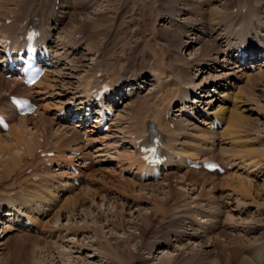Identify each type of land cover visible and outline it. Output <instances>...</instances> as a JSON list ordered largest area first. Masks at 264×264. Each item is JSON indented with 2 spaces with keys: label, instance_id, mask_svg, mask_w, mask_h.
<instances>
[{
  "label": "rangeland",
  "instance_id": "374dc122",
  "mask_svg": "<svg viewBox=\"0 0 264 264\" xmlns=\"http://www.w3.org/2000/svg\"><path fill=\"white\" fill-rule=\"evenodd\" d=\"M19 1L20 0H0V3H6L5 5H3L5 7H0V25L5 24L7 26L9 25V27H17L18 25L16 24V22H13L15 18H13L14 15L11 16L12 14H15L16 11V13L18 14L29 8L34 10L35 7H38L37 3L33 0L31 3L30 1H28L24 6H20L21 8L19 7L18 10V4L16 5L17 7L15 6V4L16 2L19 3ZM53 1L54 0H51V9H54L55 11H65V14L63 13L65 20H67V11H71L70 6H75V8H78L79 10H85V12L87 13H78L77 11L70 12L68 21L64 24V26L63 24H61L58 28L52 30V42L48 43V45L53 50L52 54L58 51L56 54L59 57H54L55 63L53 61V64L49 66L48 69H50V72L48 71V76L42 79L40 84L37 83L38 86H34L33 90L27 89L20 82V88H15L14 82L10 80V83H7L5 88L0 91V93H3L2 97L0 96V110L6 113V116L9 120H12L13 124L15 123L16 126L19 125V127H25V132L27 130V135L25 136L26 140L31 138L28 140V142L32 143L35 147L34 149H32L33 151L30 152V156L25 155V157L23 158L26 160H23L22 163L27 161L26 165L24 166H31L23 171L21 177L17 180V177L20 174L17 173L15 175L13 172L8 175V179H1L0 182L4 185H8L9 181L13 183L15 179L17 180V183L19 181L26 182L25 179H28V181L30 182V173H37V175L35 176L36 179L35 181H33L34 184L31 182L29 183L28 181L27 183H20V185H22V187L24 188L21 191H18V189L15 188L17 184L15 182L16 184L12 188L10 187L11 189L9 190V192L11 193L9 196L4 195L7 192L5 193L2 190V186H0V201H4V203L0 202L2 204H0V210L4 211L5 209L9 208V205L14 204V206L16 207V213L14 216L15 220L22 219L24 216L21 213L28 212V208L25 207L24 204H26V202L28 201L31 192L33 193L35 191V185H38V189H45L48 186L50 187L52 185L50 188L54 189L56 187V189H54L55 199L53 200V198H51L54 202L51 205V209L46 215H40L39 213H34L32 215L33 217L36 216L38 219H41L44 224L46 223L47 225L52 227V230L54 229V232L51 234L49 232L43 231L42 227L37 224L34 225V222L32 221L31 224L33 223V230H31L30 228V230L20 231L21 228H19V224L17 221L16 224H13L8 220L10 217L3 216L0 212V220H3V222H0V264H5V262L6 264H11L7 258L14 249L11 240L21 232L27 233L31 236L35 235L40 239L39 245L37 246L33 243L34 238H32L28 242V244H30L31 246L30 250L27 251V254L30 257L28 258L31 261V263L29 262L28 264H110V253L106 252L105 249L102 250L101 248H99V244L98 246L94 244L95 241L97 239L103 241L105 238L109 239L111 236H117L127 239V236L131 233L135 236L133 237V239H127L126 241L122 242L120 240L110 238V242L113 243L114 247L117 250L121 249L122 246L131 248L132 250H136V248H138L140 254H142L143 256V259L138 262V264H159V260L164 256H171L173 258L170 260V264H244L242 262V258H245L253 253L252 249L250 248L259 246L261 247L262 245L264 246V211L262 210L264 208V76H256L257 73H264L262 68H260L263 66L258 67L257 64H259L260 62H256V68L251 70L252 72H254L258 68L259 70H257L255 74L248 73L246 77L242 74L237 73L236 68L229 69L228 67L231 66V63L234 62V60L229 57L231 56L230 52L233 53V51L229 47L230 51L229 54H227V50L225 49L226 45L223 43L218 48L217 46H215L214 50L211 52L212 57H215V60L212 62V64L205 60L206 64L204 66L201 64L195 65L194 69L190 70L189 76H187L188 78H185V82H178L177 80H171L169 82L168 77L165 78V80L163 79V81H166L165 83L162 82L163 85L173 83L175 85L174 89H183V91L178 90L179 96L172 95L173 98H171L169 110L170 113L172 112L173 114H177L171 115L170 118H167L165 120V122L171 121L172 124L178 122L180 124H186L187 127H185V130L182 129L184 131H182L180 128H175L177 130L174 129V131H179L178 133L180 135H175L176 132L174 134V131L172 132L173 134L167 131V129L169 128L167 125H163L164 128H162V125L161 127L158 125V130L162 132L166 138H168L169 135H175L176 138L178 136L176 140L171 141V143H174L177 148L192 143L191 145H193L195 149L198 147L197 150H200L199 152L200 154H203H201L202 156L206 154V157H211L219 160L225 167L226 171L224 173L205 175V173L201 169H195L197 170L196 172L195 170L189 172L187 171L189 168L184 167L183 165H180L178 169L169 166L165 171L166 174L169 173L168 175H166L167 177L162 174L160 175V177L153 180L154 182L148 181L147 179L137 181L135 179V176L133 175V170L131 172H128L125 164L120 161L122 157L120 158L117 154H121L123 152L127 154H133L134 152L131 145L124 140V131L130 128V122L134 121V115H132L134 113V109L132 110L131 108L134 107V102L138 101L134 97L135 95L126 96V93V95L124 94V97L120 98L118 101H116V103H106V106L107 104L108 106L109 104L111 106V115L106 122L110 126L109 128L107 127L104 130L100 128L99 131L93 133L88 132L89 134H91L89 135L90 138H92L90 140L89 137H86L85 135L81 137L80 134L82 132H85L86 128L91 127L90 125L91 123H93L92 119L95 116V105L90 106L92 109L88 111L89 113H91L90 120L89 122H87V124H84L85 126L83 127L73 125L74 122H76L75 119L77 117L69 119L65 118L61 121V115L64 110L68 112L69 108L70 110H74L75 107L79 105L78 101L82 98L84 99L85 96H78V94L80 93L81 95H85L88 93L87 90L92 87L90 86V84L92 85L95 80V73L97 69L95 67H101L103 69L105 68V72H109V70L115 69L114 65H116L117 68L121 66V68L119 69H123L128 75L146 72L144 74L147 75L146 80L148 81V84L142 83L144 87L140 88L139 99H150L152 97L151 93L153 95H161V91L159 92L157 91V89L158 87L162 86V84L160 86L158 85L157 87V81L152 80V71H149V69H147L149 67L148 63H151V56L148 50L150 49L151 53L153 51L158 53L157 57H154L153 54L152 57L154 58V60H156V62H160V66H162L163 62L168 64L171 63L172 58L170 56V53L174 51L171 47L175 43H178V45L180 44L179 51L182 57H185L187 60L189 59L188 61L193 59L192 57H195V55L198 54L199 48L204 42L208 41V43L210 44L209 39H211L210 37L212 36L208 37L207 34L199 32V30L197 29L210 25L211 22H216L217 19L211 21L210 18L207 17V15L200 17L198 13L202 12V9L209 12V10L213 6H208L207 3L209 4L211 3V1L202 0V2H199V0H195V2H192V0H188L187 5L181 4L180 0H178V2L173 1L171 3L173 5V9H176L179 6L184 7L185 9H189V12L185 10H180L179 14L175 12L173 17L174 21H176L177 16L181 15V17H178L179 20L175 22L174 27L173 19H170L172 17H162L161 20L159 19V17H157L156 20L154 22L152 21L151 25L149 26V31L143 30V28L141 27V19L135 14L133 17L131 15L129 17H126L125 19L123 17L114 20L113 15L115 14L116 6L118 5L117 0L111 4H106V2L97 0L94 2L96 3L95 6L94 3L90 5L93 6V8L90 9V12L88 9L89 4L86 0H72L70 2V6L68 5L69 7L65 6V1ZM53 3L55 6H52ZM82 3L84 4V6H81ZM214 3L215 5L218 4L220 9V3H223V1L217 0V2ZM61 4H64L62 8L60 7ZM131 5H133V3H131ZM31 9L28 10L29 13L33 11ZM234 9L232 8V10ZM261 9V12L264 13V7ZM11 10L14 13H9ZM184 11L190 13V16L185 19L187 21H190V24H188V26L186 25V27L195 25L196 27L195 29H193L194 27L188 29V35H190V33H193L191 34L192 36H189V38L182 37V39L185 40L186 43H188L190 40L195 39H193V37H196L197 35L200 37V40H198L197 37V42H190V45H187V47L181 46L183 40H180V43L179 40H177V38L182 35L181 31H179V28L183 29L180 27L182 24L180 26H177V24L182 23V15L184 14ZM58 13L60 14L62 12ZM40 14H38L37 17L38 24L41 26V21L43 22V20ZM4 16L9 17L6 20H3ZM165 18H168V21L170 23L167 22ZM70 19H74L75 22H71ZM122 20L123 23L121 24V26L116 27L120 30V36H127L126 39L128 40L131 37H136L137 40L139 39L140 44L143 45L141 48L136 45L137 43H134V40H132V42H123L120 46L113 50L112 47H108L106 45L108 29L113 26L115 27L116 24L121 22ZM80 23H82L83 25ZM51 26L57 27L58 24L55 25V23H52ZM124 26L126 27L125 29ZM81 27L84 29L83 32L86 34V36H88L90 40L84 38L82 39L84 41L83 43L82 40H80V42L78 41L79 43L77 42L76 45L73 44L74 47L72 49L70 46L71 42L68 40V37L73 35L72 31L74 29H81ZM252 27L253 26H250L249 28ZM10 28L6 30L10 32ZM99 28L100 32L97 31V29ZM249 28H247L246 30H248ZM157 30H160V36L157 35ZM166 31H171V33L168 34L170 35V37L165 36ZM252 31V35L264 33V30H261L256 26L252 28ZM252 31H250V33ZM0 33H2V29H0ZM230 33L231 36L240 34L236 28H234ZM242 33L245 34L244 30H242ZM261 37L262 39H264V36ZM160 38H162V41ZM95 40L98 46L93 47V43H95ZM232 41L234 40L232 39ZM59 45L64 46L63 48H59ZM158 45L159 48L155 49L154 46L158 47ZM75 47L78 48L75 49ZM85 47H87V50L85 49ZM60 49H62L63 52H61ZM140 49L145 50L146 52H148V54H144L143 56L142 54H140L142 53ZM223 49L226 50L224 54H222ZM127 50L129 51L126 52ZM87 51H89L90 53H87ZM179 51L177 52L179 53ZM143 57L146 60L143 59ZM186 59H184L183 61H185ZM192 61L198 63L197 60ZM179 62L182 63L180 60ZM194 62H192V64ZM79 63L83 64V66L78 67V70L75 71L73 66ZM106 67L109 70H107ZM0 76L1 78H4V76H2L1 74ZM102 77H104V81L107 80V78H105V74L101 75L99 78H97L96 84L101 80ZM4 79L9 80V78ZM90 79H92V81ZM227 79L231 81V83L227 82ZM246 81L250 82V84L252 83L250 85L251 87L249 86L248 89H245V87L248 86L246 84ZM186 82H188V84ZM179 85H181L182 87ZM184 85L188 87H184ZM132 86L133 81L129 84L124 85V92H128L130 90V87ZM187 88L188 94H186L185 92V89ZM214 89L216 90V92L213 91ZM243 92L246 95H244ZM5 93L25 94L32 96L34 100L38 102L39 109L37 110L36 115H30V119L24 121H22L18 117H15L10 109L7 95H5ZM206 94L208 96H206ZM164 96H166V98L165 100H162L164 101L163 105L165 104L167 99H170V94H164ZM193 96H195L196 99L199 100V102H193ZM133 98L135 99L133 100ZM159 100L160 101H158L157 97L150 99V105L154 107L152 104L154 102L156 107H160L159 105L161 104V98ZM157 102H159L160 104L158 103L157 105ZM163 105H161L162 108ZM217 105L223 107L221 111L224 112V114H230L229 111H231L242 115V118L239 119V121H242L238 122V124L234 125V127L236 129L241 124L239 129H242L243 131H240L238 133L236 131H238L239 129H236L234 131L233 127L231 130L234 131L233 134L235 133L237 136L236 137L234 134V139L231 138L230 133H228V137V134L226 132H223V127L226 126L225 122L224 124H221L217 129H211V127H209V117L214 115L211 114V112L214 111V108H216ZM174 108L178 110L175 111L173 110ZM152 112L153 110L147 111L143 113L145 115L142 116L146 121L149 119L151 120V122H154V124H156L157 121L153 119ZM112 119L116 120V122L114 121V123ZM24 124L27 126H25ZM174 125L175 124H173L172 127ZM195 128L197 130H195ZM198 130H201L202 132ZM209 131L218 132L209 134ZM69 135L71 137L73 136V138L75 139L70 141L68 139ZM107 135H110L109 138ZM11 136L12 134L10 132L4 131V133L1 135V139H4L5 141H8L10 143V140H12ZM103 136L104 139H102ZM203 137L206 139H204ZM213 139V142H208ZM88 141L90 143H88ZM110 143H112L113 146ZM195 143L197 146L195 145ZM199 143L200 145L198 146ZM98 145L100 146L99 149L97 147ZM14 146L15 148H13V150H11L9 154L10 158H13L14 155L21 156L24 147H26V145L23 144H18L17 146L15 144ZM62 147L64 148L62 149ZM67 147L68 149L70 147H81L82 149H80V153L76 155V157H81L78 158V162L83 159L82 157L87 159L81 162L83 166H78L79 173H74L78 174L77 177L79 178V184L74 185L70 182L68 183L69 185L66 184L61 186V181L59 179L60 176L58 175H60V173L63 171H67V168L65 166L67 162L66 158L62 156L59 160L55 161L56 163H53V160L45 163V157H40L38 150L40 148L53 150L56 149V152L54 153L63 155V153L68 150ZM205 147H207V149ZM104 150L106 152L108 151V154H106ZM114 155L117 156V158L114 157ZM3 156L0 154L1 163L3 162V159L8 157V154L5 152ZM10 158L6 159L10 160ZM17 160L18 158H16L14 162H16ZM232 160H234L233 166H231V162H229ZM251 160L258 161L257 165L252 166L251 168L245 166V164H249ZM227 162L229 163L227 164ZM121 163L122 165H120ZM123 165L125 167H123ZM117 166L121 167L119 168ZM101 169L103 170L101 171ZM104 173L106 174L105 176L102 175ZM178 176H183L187 178V180L184 183L178 182L180 181ZM125 178L130 180L133 179L132 181H134L135 179V183L143 186L141 188L139 186L129 187L126 185L128 184L127 181H120L124 180ZM103 180L105 182L107 180L108 183H106L109 185L119 187L108 189L112 193L110 192L107 194L104 191L99 190L94 197L88 200H86V198V202L85 200H80V206L76 207L73 212L65 211L58 214L54 210L55 207L58 208V205L69 198L71 195H74L75 193H82L86 190L88 191L90 189H95L98 183L100 184V182ZM146 182H153L155 183V185L148 187L144 186L143 183ZM9 185H11V183H9ZM179 191L182 193H178ZM130 193H144L149 198L145 199V202L138 203L134 201V198L131 197L132 195ZM152 193H154V197L157 199H165V197L168 198V196H172L168 200V205H171L169 210H171V212L175 213L177 216H179L178 214H180V211L182 209L190 208L191 210L189 212V216H192L195 221L199 222L198 225L195 224L194 226H192V230L196 228L195 231L196 233H198V236H184V240L175 241L173 240L176 239L174 235L177 234H175V232H165L167 230L165 228L167 224L162 225L163 227L159 226V228L164 231L159 230V228L156 229L149 226L146 230L145 238L150 237L151 241L162 240L160 239V237L165 238L164 241H161L164 246L157 249L154 253V243L151 242L150 245L143 247L145 238L140 237V233L139 230L136 229V225H129L128 227H126V229L115 230L112 229L111 225H105L107 223V219H114V217L110 216V214L115 209L119 210L120 212H124L123 217L125 219H130L133 221L136 220L134 216H136L137 214L150 212L153 209V202L150 199ZM169 193L171 194L169 195ZM35 201L28 203V206L33 209V212H36L38 208L37 206L39 204H44L40 200ZM79 202H77V205ZM47 208L49 209V207ZM139 208H141V210L137 211V209ZM184 220L185 219L182 220V224L184 223ZM225 222H227V225L224 226L225 229L223 231H219L220 227ZM100 225L105 226L102 229V232L100 231L99 236L96 237L94 235V232L95 230L100 229ZM249 225H256V229L250 230ZM154 226L158 225L154 224ZM65 227H70L72 229L73 227H83L80 228V230H86V232H78L76 233V235H74L68 233L67 230H61ZM59 228L60 231H58ZM192 230L190 232L194 233L195 231L193 232ZM203 230H210L207 236H205ZM156 234L158 236H156ZM207 237L209 238V240L207 239ZM81 243L84 244L85 247L80 246ZM33 244L35 246H33ZM92 244H94L92 250H86V245ZM201 244L202 246H198ZM119 245L121 248H118ZM238 245L242 246L239 251L237 250ZM41 247L44 248L40 249ZM192 248L195 249L191 251ZM201 249L203 250L202 252ZM34 251L36 255L33 253ZM93 251L97 253L101 251L102 253L96 254L95 257L93 256ZM253 258L254 260L251 262V264H264L263 253L257 256L253 255Z\"/></svg>",
  "mask_w": 264,
  "mask_h": 264
},
{
  "label": "bare ground",
  "instance_id": "6f19581e",
  "mask_svg": "<svg viewBox=\"0 0 264 264\" xmlns=\"http://www.w3.org/2000/svg\"><path fill=\"white\" fill-rule=\"evenodd\" d=\"M28 1H30V3L33 1V0H20L19 1V3H17L16 2V4H15V6L18 8V10H19V7L21 6H24ZM36 3H37V6L38 7H35L34 8V10L33 9H31V8H29V9H31V10H33L30 14H28L29 12H28V10L29 9H27V10H24V11H22L21 13H16L17 11L16 10H14V11H16L15 12V14H12L11 16H13L14 15V17L13 18H15L14 20H13V22L15 21L16 22V24L18 25L17 27H14L15 29H14V34H15V38H19L20 36H22L23 38H24V35H25V32L24 33H22V30H23V28H24V24L22 25V24H18L20 21L22 22V21H24V19H26L27 17H28V15H30V18H29V20H27L25 23H32V21H33V19H32V16L36 13V12H38V9H40V11H41V14H42V18H43V20L44 21H46V26H49V28H50V26L52 25V23H55V25L56 24H58V26L57 27H54V26H51V28H52V30L53 29H55V28H58L59 27V25H61V24H63V26H64V24L68 21V17H69V13L70 12H74V11H77L78 13H87V12H85V10L83 11V10H79L78 8H75V6H70V2L72 1V0H62V1H65L66 2V5L65 6H70V8H71V11H67V20H65L64 18V14H65V11H63V10H60V11H55L54 9L52 10L51 8V0H34ZM55 1V0H54ZM53 1V2H54ZM77 1V0H76ZM75 1V2H76ZM86 1H88V4H89V6H88V9H89V12L91 11L90 9H92L93 8V6H90L92 3H94L95 1H97V0H86ZM102 2H106V4H111V3H113V2H115L116 0H101ZM118 1V5L116 6V11H115V14L113 15V19L114 20H117V18H123L124 17V19L126 18V17H129V16H131L132 15V17L134 16V14L135 15H137L140 19H141V27L143 28V30H145V31H149V26L151 25V23H152V21L154 22L155 20H156V18L157 17H159V19L161 20V18L163 17H172V18H170V19H173V17H174V14H175V12L177 13V14H179L180 13V10H185V11H187V12H189V9H185L184 7H177L176 9H173V5L171 4L173 1H176V2H178V0H117ZM181 1V4H183V5H187L188 4V0H180ZM189 1H191V0H189ZM206 1H211V3H207V5L208 6H213L210 10H209V12H207V11H205L204 9H202V12H198L199 13V15H200V17H203V16H205V15H207V17H209L210 18V20L212 21V20H214V19H217L216 20V22H211L210 23V25H207V26H204V27H202V28H198L197 30H199V32H202V33H204V34H207L208 35V37H210V36H212V37H210L211 39H209V41H210V44L208 43V41L207 42H204L202 45H201V47L199 48V51H198V54H196L195 55V57H192L193 59H191L190 61H188L185 57H182L181 56V53H180V44L178 45V43H175L174 45H172V49L174 50L172 53H170V56H171V63H162V66H160V62L158 61V62H156V60H154V58L152 57V54L154 55V57H157L158 56V53L157 52H152L151 53V50L149 49L148 50V52H150L149 54H150V58H151V63L149 64L148 63V68L147 69H149V71H152V77H153V81H157V83H159L158 85L160 86L161 84H162V82H163V80L162 79H164L165 80V78H169V82L171 81V80H177L178 82H183V81H185L186 79V77L187 76H189V73H190V70L192 69H194V67H195V65H197V64H201V65H205L206 63H205V60H207V62H210V64H212V62L215 60V57H212V51L214 50V48H215V46H217V48L219 47V46H221L223 43L226 45L225 46V49L227 50H225V49H223V51H222V54H224V52L226 51V53L228 54V49H230L229 47H233V46H236V47H240V42H242V41H244V37H242V33H240V34H237V35H232L231 36V31L234 29V28H236L237 29V31H241L242 30V28H244V30L245 29H247V28H249L252 24H254L256 27H258V28H260L261 30H264V18H263V16H264V13H262L261 12V8H263L264 7V0H222L223 1V3H220V9H219V6H218V4H216L215 5V3L214 2H217V0H206ZM258 1V2H257ZM20 2H21V4H20ZM192 2H195V0H192ZM199 2H202V0H199ZM131 3H133V5H131ZM6 3H0V7H5V6H3V5H5ZM14 4V3H13ZM33 4V3H32ZM35 4V3H34ZM96 5V3H94V6ZM52 6H55L54 5V3H53V5ZM59 6V5H58ZM57 6V7H58ZM62 6H64V4H61L60 5V7L62 8ZM68 6V7H69ZM81 6H84V4L82 3V5ZM80 6V7H81ZM20 7V8H21ZM29 7V6H28ZM34 7V6H33ZM32 7V8H33ZM218 7V8H217ZM232 8H235V10H232ZM2 9V8H1ZM16 9V8H15ZM24 9V8H23ZM243 9H246V11H245V14H243L244 12H243ZM30 10V11H31ZM87 10V9H86ZM174 11V12H173ZM184 11V14L182 15V18H183V21H182V23H178L177 24V26H180L181 24V28H183V29H180L179 28V31H181V36H179L178 38H177V40H179V43H180V40H183L182 39V37L184 38V37H188L189 38V36H192L191 34H193V33H190V35H188V29L189 28H193V29H195V27H196V25L195 26H189V27H186V25L188 26V24H190V21H187V20H185L188 16H190V13H187V12H185ZM58 12H62V13H58ZM262 14H261V13ZM9 13H14V12H12V10L9 12ZM64 13V14H63ZM7 14V13H6ZM63 14V15H62ZM173 14V15H172ZM184 16V17H183ZM9 16H4V18H3V20H6L7 18H8ZM178 17H181V15H179V16H177L176 17V21H178L179 19H178ZM191 17H193V16H191ZM197 17H199V16H197ZM255 19V21H254V19ZM166 20H167V22H169L168 21V18H165ZM63 20H64V22H63ZM71 20V22H75L74 21V19H70ZM139 20V19H138ZM165 20V21H166ZM43 21V22H44ZM164 21V22H165ZM176 21H174V19H173V27L175 26V22ZM14 22V23H15ZM162 22V21H161ZM123 23V20L121 21V22H119V23H117L116 24V26L114 27H110L109 29H108V31H107V37H106V45L108 46V47H112V50L113 49H116L118 46H120L123 42H129V41H131L132 42V40H134V43H137L136 45H138L140 48L143 46V45H141L140 44V42H139V39L137 40V38L136 37H131V38H129V40L128 39H126L127 38V36H124V37H122V36H120V34H119V29H117L116 27H119V26H121V24ZM170 23V22H169ZM80 24H82V23H80ZM83 25V24H82ZM238 27H237V26ZM1 27H0V29H2V32H3V30H4V33L1 35V39H0V68L2 69V70H4V68H5V65H6V62H7V57L4 55V49H2V45H4V43L9 39V36H8V34H5L6 33V31L8 30V28H10L9 27V25L7 26V25H5V24H2V25H0ZM62 26V27H63ZM101 26V25H100ZM169 26V25H168ZM82 27H84V26H82ZM81 27V29H74L73 31H72V36H69L68 37V40L70 41V42H74V44H76L77 42H78V40H82V39H88V40H90L89 38H88V36H86V34L83 32V28ZM165 27V26H164ZM184 27H186V28H184ZM12 28V27H11ZM10 28V30H12ZM126 27L124 26V29H125ZM169 28H171V27H169ZM7 29V30H6ZM175 29V28H174ZM97 31H99L100 32V28L99 29H97ZM158 31V34L157 35H159L160 36V30H157ZM171 33V31H166L165 32V36H168V37H170V35H168V34H170ZM230 34V35H229ZM246 34V33H245ZM245 34H244V36H245ZM252 32L250 33H247L246 34V37L247 36H249V37H251V39H252ZM157 35H156V38H157ZM197 35V34H196ZM259 37L261 36V35H263L262 33H258L257 34ZM257 35L255 36V37H257ZM77 36H79V37H77ZM206 36V35H205ZM153 37H155V36H153ZM197 37H198V40H200V37L197 35L196 37H193V39L194 40H190L188 43H186L185 42V40H183V42L181 43L182 45L181 46H185V47H187V45L189 46L190 45V42H193V41H195V42H197ZM207 37V36H206ZM185 38V39H186ZM192 38V37H191ZM262 38V37H261ZM66 39V38H65ZM64 39V40H65ZM105 39V38H104ZM126 39V40H125ZM161 39V41H162V38H160ZM202 39V38H201ZM232 39L234 40V41H232ZM60 40V39H59ZM253 40L254 41H256V39L253 37ZM67 41V40H66ZM204 41V40H203ZM239 41V44L237 43ZM45 43V44H43V43ZM42 44L43 45H45L46 46V48H47V51H52V49L51 48H49V46H47L46 44H47V42H52V31H47V29H44L43 31H42ZM63 42V41H62ZM68 42V41H67ZM91 42V41H90ZM79 43V42H78ZM184 43H185V45H184ZM249 43H250V45H248V48L249 49H251V50H254V51H257L256 50V47H257V45H256V43H254V42H252V40L250 41L249 40ZM15 44H17L16 43V41H15ZM153 44H154V42H153ZM153 44H152V47H153ZM66 45V44H65ZM63 46L64 45H59V48H63ZM74 45H72L71 47H73ZM80 46V45H79ZM96 46H98V44H97V42H96V40H95V43H93V47H96ZM176 46V47H175ZM69 47V46H68ZM82 47V46H81ZM182 47V48H183ZM228 47V48H227ZM78 47H76L75 49H77ZM84 48V47H83ZM154 48L155 49H158L159 48V45H158V47H156V46H154ZM80 49V48H79ZM85 49L87 50V47H85ZM104 49V48H103ZM135 49V48H134ZM61 50V52H63L62 51V49H60ZM64 50H65V48H64ZM105 50H107V49H105ZM179 51V53L177 52V51ZM218 50V49H217ZM220 50V49H219ZM75 51V50H74ZM94 51V50H93ZM129 50H127L126 52H128ZM140 51L142 52V53H140V54H142L143 56H144V54L146 55V54H148V52H146L145 50H141L140 49ZM56 52V51H55ZM58 52V51H57ZM56 52V53H57ZM89 51H87V53H88ZM55 53V55H56V58H58L59 56L57 55ZM78 53H79V51H78ZM90 53V52H89ZM139 53H138V55H139ZM221 53V52H220ZM133 54V53H132ZM135 54H136V52H135ZM184 54V53H183ZM133 56V55H132ZM181 56V57H180ZM53 57H54V55H53ZM230 57V56H229ZM56 58H55V60H56ZM182 58V59H181ZM143 59H145L144 57H143ZM142 59V60H143ZM148 59V58H147ZM184 59H186L185 61H183ZM259 58H258V55L256 54L255 56H254V58H253V60H255V61H257ZM146 60V59H145ZM145 60H144V62H145ZM179 60L182 62V63H180L179 62ZM192 60H197L198 61V63L197 62H194V61H192ZM199 60H201V61H199ZM239 60H240V57H239ZM71 61H72V59H71ZM80 61V60H79ZM78 61V62H79ZM233 61V60H232ZM76 62V61H75ZM192 62H194L193 64H192ZM200 62H202V63H200ZM54 63H55V61H54ZM94 63V62H93ZM143 63V62H142ZM246 62H244V64H245ZM261 66H263V67H260V68H262V70L264 71V60L263 61H261ZM232 65L231 66H229L228 68L229 69H233V68H236L237 70V73H239V74H242V75H244L245 77L248 75V73H254L255 74V72L257 71V70H259V68L258 69H256L254 72H252V70H249V69H247L245 66H241L240 64H238L237 62H233V63H231ZM258 65V64H257ZM81 66H83V64H81V63H79V64H76L75 66H73V68H74V70L76 71V70H78V67H81ZM85 66V65H84ZM115 66V67H114ZM113 67L115 68V69H111V74H110V76H106L105 75V78H107V77H109L110 79H111V81H113V82H116L117 84H121V83H123L124 82V80H139L140 81V78H142L143 77V79H141L142 81H140V82H142V83H147L148 84V81L146 80V74H144V73H146V72H143V73H138V74H127L126 73V71H124L123 69L122 70H120L119 68H121V66L119 67V68H117V66L116 65H114ZM142 66V65H141ZM147 66V65H146ZM157 66V67H156ZM199 66V65H198ZM225 66V65H224ZM233 66V67H232ZM251 65H249V67H250ZM108 67V66H107ZM106 67V68H107ZM95 68H97L96 69V72L99 70V68H101V67H95ZM105 69V68H104ZM83 70V69H82ZM118 70H119V72H118ZM47 71H49L50 72V69L48 70L47 69ZM195 71H196V69H195ZM53 72V71H52ZM148 72V71H147ZM49 75H50V73H49ZM48 76V73L47 74H45L42 78H41V80L42 79H44V78H46ZM256 76H258V77H262V76H264V73H257L256 74ZM145 77V78H144ZM249 77V76H248ZM252 77V76H251ZM174 78H176V79H174ZM188 78V77H187ZM190 78V77H189ZM248 79H250V78H248ZM251 79H253V78H251ZM256 79V78H255ZM10 80L11 81H13L14 82V87L15 88H17V87H19L20 88V85H19V81L17 80V78H15V77H12V78H9V80L8 79H4V78H1V76H0V91H2L4 88H5V86H6V84L7 83H10ZM41 80L38 82L39 84L41 83ZM91 81H92V79H90ZM114 80H116V81H114ZM151 80V79H150ZM188 80V79H187ZM257 80V79H256ZM227 82H230L231 83V81H229L228 79L226 80ZM225 81V82H226ZM253 81V80H252ZM104 82V77H102L101 78V80L100 81H98V85L99 84H101V83H103ZM247 82V81H246ZM229 83V84H230ZM248 86H246L245 87V89H248L249 88V86L252 84H250V82H247L246 83ZM36 86H38L37 84H36ZM172 86H174V84L173 83H170V84H165V85H163L162 84V86H160V90L162 91V94H161V104L159 105L160 107H156L155 106V104H154V102L152 103L153 104V106L154 107H152L151 105H150V103L151 102H149L150 100L149 99H144V100H139V93H137L136 94V92L139 90V88H142V87H144V86H142L141 84H139V85H137L136 87H131L130 89H131V91H132V89L133 90H135L134 92L132 91L131 93H129V94H132V95H134L135 94V98L138 100L137 102L135 101L134 103V107L133 108H131L132 110H133V114L132 115H134L133 116V120L134 121H131L130 123H131V125L132 124H134L135 126H134V128H131V129H128V130H126L125 132L127 133V136H126V139H125V141H127V142H130V144H131V146H133V147H137V145H141L142 143H144V142H149L150 141V130H153V129H156L155 128V126H154V124H153V126L154 127H152L151 126V122H150V120L148 121H146L145 120V118H143V116L142 115H145V114H143V113H145V112H147V111H151V110H153V114H152V117H153V119L154 120H156L157 122H158V125L161 127V125H162V128H164L163 127V125L165 126V125H167V126H169L170 125V122H165V115H166V113H168V111H169V104H170V102H171V98H173L172 97V95H177V92H176V90H173L174 88H170V87ZM251 87V86H250ZM33 88L34 87H29V88H27V89H32L33 90ZM75 88V87H74ZM92 88H93V86L91 87V88H89L88 90H87V94H85V95H81L80 93V95L78 94V96H85L84 97V99L82 98V99H80L79 101H78V103H79V105H78V107L75 109V111L76 112H80V113H82V111H83V113L85 112L84 110H82V104H86V105H88V103L90 102V101H92L91 100V98H92V92H90L91 90H92ZM254 89V88H253ZM123 89H121V91H122ZM192 90V89H191ZM190 90V91H191ZM213 91H215L216 92V90L214 89ZM32 92H34V91H32ZM115 92L116 93H118V92H120V88H119V86H117L116 87V89H115ZM179 92V91H178ZM185 92H186V94H188V88L187 89H185ZM242 92V91H241ZM167 94V95H169L170 94V99L168 100L167 99V101L165 102V104H164V106H163V108H162V106L161 105H163V102L164 101H162V99H164L165 98V96H163L164 94ZM244 93V92H243ZM2 94L3 93H0V96L2 97ZM11 93H5V95H10ZM165 94V95H166ZM208 94V93H207ZM206 94V96H208ZM242 94V93H241ZM23 95V94H22ZM125 95H126V93H125ZM244 95H246L245 93H244ZM121 96H124V91H123V93L121 94ZM188 96V95H187ZM204 96V95H203ZM211 96V95H210ZM238 96V95H237ZM93 97H94V95H93ZM239 97V96H238ZM42 98V97H41ZM159 98V99H160ZM176 98V97H175ZM103 99V98H102ZM153 99V98H152ZM165 100V99H164ZM193 102L195 101H198L199 102V100H197L196 98H195V96L193 97V100H192ZM38 103V102H37ZM100 103L102 104V101H100ZM192 103V102H191ZM157 105H158V103H157ZM12 106V105H11ZM110 106V105H109ZM223 106V105H222ZM59 107V106H58ZM87 107L88 106H84L83 108L84 109H87ZM225 107V106H224ZM13 108V107H12ZM223 107H221L220 105H217L216 106V108H214V111L213 112H211V114H214V115H212L211 117L213 118V117H215V118H211L212 119V121L211 122H213L214 123V119H217L218 121H221L223 124H224V122L226 123V126H224L223 128V132H226L227 134L228 133H230V136H231V138L232 139H234L235 137H234V134H233V132L236 130V129H239V127H240V125L235 129V127H234V125H237L238 124V122H240V121H242V120H240L239 121V119L240 118H242V115H240L239 113H235V112H231V111H229V113L230 114H224V112H222L221 111V109H222ZM228 108V107H227ZM237 109V108H236ZM101 109L99 108L97 111H95V113H97L98 115H96L95 116V118H94V123L91 125L92 126V128H87V132H91V133H93V132H96V130L94 129V128H99L100 127V125H101V122H102V111H100ZM177 110V109H176ZM228 110V109H227ZM2 113V112H1ZM71 113V116H73L74 115V112H70ZM84 114H86V112L84 113ZM101 114V115H100ZM10 117V116H9ZM11 118V117H10ZM13 118V117H12ZM19 119H21L22 121H24V120H29L30 119V116H26V115H21V116H19L18 117ZM119 118V117H118ZM132 118V117H131ZM147 118V117H146ZM62 119H64V117H62ZM45 120V119H44ZM113 120V119H112ZM122 120V119H121ZM81 121V123H79ZM116 122V120H113V122ZM60 122V121H59ZM82 122H83V117H81V118H79L78 119V123H76V124H73V125H75V126H81L82 125ZM114 122V123H115ZM211 122H208V125L210 124L211 125ZM63 123V122H62ZM119 123V122H118ZM165 123V124H164ZM48 124V123H47ZM58 124V123H57ZM139 124V125H138ZM173 124H175V123H173ZM189 124V123H188ZM25 125V124H24ZM156 125H157V123H156ZM25 126H27V125H25ZM159 126H157V127H159ZM185 127H187L186 126V124L184 125V124H180V123H178L177 124V128L179 129H186ZM234 127V131H232L231 129ZM27 128V127H26ZM39 128H40V126H39ZM151 128V129H150ZM166 128V127H165ZM170 128V127H169ZM241 128H242V126H241ZM244 128V127H243ZM25 127H23V126H20L19 127V125H17L16 126V124L14 123V124H11L10 125V127H9V129L7 130V132H10L11 134H12V136H11V139L12 140H10V143L8 142V141H5L4 139H1V135L3 134H0V154L3 156V154H5V152L8 154V157H6V158H10L9 157V154H10V152H11V150H13V148H15V144H16V146L18 145V144H23V145H26V147H24V150H23V153H22V155L21 156H19V155H14L13 156V158H10V160H8V159H3V162L1 163L0 162V166H1V169H0V180L1 179H8L9 178V174H11V173H13L14 172V174L16 175L17 173H19L20 175L17 177V180L21 177V175H22V173H23V171L25 170V169H27L29 166H31V165H27L26 167L24 166V165H26V162L27 161H25V162H23L22 163V161L23 160H26V159H23L24 157H25V155L26 156H30V152L31 151H33L32 149H34L35 147L33 146V144L32 143H30V142H28V140L29 139H31V138H29V139H27L26 140V135H27V130H26V132H25ZM188 129V128H187ZM200 129V128H199ZM33 130V129H32ZM43 130H44V128H43ZM123 130V129H122ZM175 130H177V129H175ZM180 130V131H181ZM184 130H182V131H184ZM194 130V129H193ZM195 130H197L196 128H195ZM230 130H231V132H230ZM167 131H170V132H173L174 130H172L171 131V128H170V130H168L167 129ZM198 131H201V130H198ZM240 131H243L242 129H239L238 131H236V132H240ZM175 132H176V134H175ZM179 132V131H178ZM177 131H174L173 133L175 134V135H180L179 133H178ZM202 132V131H201ZM216 132H218V131H209V134H212V133H216ZM220 132H222V131H220ZM173 133H171V134H173ZM178 133V134H177ZM195 133V132H194ZM82 135H84L85 133H81ZM89 134V133H88ZM185 134V133H184ZM192 134V133H191ZM224 134V133H223ZM227 134H226V136H227ZM5 135V134H4ZM81 135V136H82ZM86 135V134H85ZM89 135H91V134H89ZM96 135V134H95ZM175 135H169L168 136V140H170V141H174V140H176L177 138H176V136ZM64 136V135H63ZM108 136V138H109V136L110 135H107ZM106 136V137H107ZM165 136V135H164ZM164 136L163 135H161V137H162V141H163V145L166 147V146H169V149H167V148H165L166 150H165V155H166V161L163 163V167L164 166H166V165H176V166H179L180 164H185V162H186V158L187 157H189V158H192V159H202L201 161H203L204 159H207V158H209V157H204L206 154H204V156L202 157V155L200 154V150L198 151L197 150V148L195 149V147L193 146V145H191V144H188V145H183L182 147H180V148H177L176 147V145L174 144L173 145V143H167L166 141L167 140H165L164 139ZM193 136V135H192ZM195 136H196V134H195ZM203 136V135H202ZM201 136V137H202ZM235 136H236V134H235ZM6 137V136H5ZM89 137V140L90 139H92V138H90V136H88ZM92 137V136H91ZM178 137V136H177ZM194 137V136H193ZM198 137V136H197ZM200 137V136H199ZM206 137V136H205ZM228 137H229V134H228ZM237 137V136H236ZM77 138V137H76ZM96 138V137H95ZM95 138H93V139H95ZM120 138V137H119ZM204 138V137H203ZM68 139L71 141V140H74L75 138H73V136L71 137L70 135L68 136ZM97 139V138H96ZM99 139V138H98ZM101 139V138H100ZM102 139H104V136H103V138ZM106 139V138H105ZM204 139H206V138H204ZM211 139V138H210ZM215 139V138H214ZM214 139L212 140V141H209V142H213L214 141ZM238 139V138H237ZM139 140H142L141 142H140V144H139ZM65 141V140H64ZM67 141V140H66ZM92 141V140H91ZM102 141V140H101ZM123 141V140H122ZM76 142V141H75ZM189 142V141H188ZM68 143V142H67ZM88 143H90L89 141H88ZM65 144V143H64ZM72 144V143H71ZM110 144H112V143H110ZM107 145H109V144H107ZM181 145H182V143H181ZM181 145H179V146H181ZM195 145H196V143H195ZM200 145V143L198 144V146ZM203 145V144H202ZM74 146V145H73ZM78 146V145H77ZM102 146V145H101ZM111 146V145H110ZM112 146H113V144H112ZM116 146V145H115ZM197 146V145H196ZM206 146V145H205ZM98 147V149L100 148V146L98 145L97 146ZM64 147H62V149H63ZM85 148V147H84ZM204 148V147H203ZM206 149H207V147H205ZM67 149H68V147H67ZM66 149V150H67ZM71 149H74L73 147H70L66 152H64L63 153V155H59V154H57L56 155V157L55 158H53V161L55 162V161H57L58 159H60L62 156H64V157H66V155H67V153L68 152H74V150H71ZM75 149H82L81 147H76ZM114 149V148H113ZM205 149V150H206ZM209 149V148H208ZM246 149V148H245ZM56 150V149H55ZM94 150V149H93ZM169 150H172V151H174L175 152V154L174 155H177L176 153H179L180 155H181V157H179V159H173V153L172 152H170ZM52 151H54V150H52ZM103 151V150H102ZM105 151V150H104ZM108 151H109V149H108ZM107 151V152H108ZM111 151H112V149H111ZM125 151V150H124ZM128 151V150H127ZM223 151H225V150H223ZM263 151V150H262ZM59 152V151H58ZM96 152V151H95ZM100 152V151H99ZM106 152V151H105ZM106 152V154H108ZM122 152V151H121ZM111 154V153H110ZM118 154V156L121 158V162L124 164L125 162H127V165L125 164V166H127V168H131V166L132 165H134L135 164V166H136V170H135V172L134 173H138L137 174V176H138V178L140 179V175H143V176H145V177H147L148 178V180H152V179H154L153 177H154V175H153V171L155 170V169H158V168H155V167H151V166H147V165H144L143 164V162H142V160L139 158V154H138V152L136 151V152H134L133 154H127V153H125V152H123V153H121V154H119V153H117ZM251 154V153H250ZM261 155V154H260ZM108 156V155H107ZM110 156V155H109ZM222 156V155H221ZM262 156V155H261ZM4 157V156H3ZM113 157V156H112ZM114 157H116L117 158V156H115L114 155ZM264 157V156H263ZM16 158H18V160L16 161V162H14V160H16ZM68 158L69 159H74V157L73 156H68ZM100 158V157H99ZM111 158V157H110ZM172 159V160H171ZM248 159V158H247ZM47 161L49 160H51V159H49V158H47L46 159ZM100 160V159H99ZM167 161H171V163L170 162H167ZM234 161V160H233ZM257 162L258 161H250L249 162V164H245V166H248L249 168H251L252 166H256L257 165ZM122 163L120 164V165H122ZM232 163H234V162H232ZM117 164H118V161H117ZM56 165V164H55ZM78 165V164H77ZM24 166V167H23ZM124 165H123V167H125ZM117 167H119V166H117ZM121 167V166H120ZM119 167V168H120ZM32 168V167H31ZM248 168V169H249ZM104 169V168H103ZM103 169H101V171L103 170ZM105 169H106V167H105ZM104 169V170H105ZM124 169V168H123ZM178 169V168H177ZM120 170V169H119ZM144 171L143 173L141 172V171ZM160 170V169H159ZM193 170H195V169H188L187 171H189V172H191V171H193ZM100 171V172H101ZM106 171V170H105ZM123 171V170H122ZM197 170H195V172H196ZM99 172V171H98ZM141 172V173H140ZM204 173H205V175L206 174H210V173H208L207 171H203ZM215 172V171H214ZM198 173V172H197ZM59 174V173H58ZM100 174V173H99ZM108 174V173H107ZM118 174V173H117ZM169 173H167V174H165V176L166 175H168ZM34 175H36V174H33V173H31L30 174V180H31V178H32V176H34ZM93 175V174H92ZM101 175V174H100ZM102 175H106L105 173L104 174H102ZM114 175V174H113ZM248 175V174H247ZM58 176H60V181H61V185L63 184V185H66V184H68V183H70V181L69 182H67L68 180H67V178H73V176H71L70 175V173L69 172H66V171H63V172H61L60 173V175H58ZM57 176V177H58ZM109 176V175H108ZM88 177V176H87ZM133 177V176H132ZM167 177V176H166ZM181 177H182V179H181ZM66 178V179H65ZM89 178V177H88ZM178 178H179V180L180 181H178V182H181V183H184L186 180H187V178H185V177H183V176H178ZM56 179V178H55ZM111 179V178H110ZM16 179L14 180V182L12 183V182H10L9 181V183H11V185H9V183H8V185H4L3 183H1L0 182V186H2V190L6 193V194H4V195H7L8 194V192H9V190L17 183L16 181H17ZM26 180V182L25 181H19L17 184H16V186H15V188H18V191L19 190H22V186L20 185V183L22 182V183H27V181H28V179H25ZM33 180V179H32ZM30 181L31 183H33V181ZM101 180H102V178H101ZM118 180H120V179H118ZM133 180V179H132ZM132 180H130V179H127V178H125L124 180H120V181H127V183L128 184H126L127 186H132V187H136V186H139L140 188L143 186V185H139L138 183H135V179H134V181H132ZM57 181V180H56ZM88 181H89V179H88ZM240 181V180H239ZM16 182V183H15ZM29 182V181H28ZM29 182V183H30ZM53 182V181H52ZM100 182V181H99ZM106 182L108 183V181L106 180ZM104 180L103 181H101L100 182V184L98 183V185H97V187H95V189H90V190H86L85 192H82V193H75L74 195H71L69 198H67L66 200H64L63 202H61L59 205H58V208H56L55 207V211L58 213V214H60V213H63V212H65V211H74L75 209H76V207H79L80 206V200H85L86 198V200H88V199H90V198H92V197H94L96 194H97V192L99 191V190H102V191H104L106 194L107 193H110L111 191H109L108 189H110V188H113V187H115V188H118L119 186H112V185H109V184H107ZM111 182V181H110ZM154 182V181H153ZM153 182H146V183H143L144 184V186H153V185H155V183H153ZM241 182V181H240ZM121 183H123V182H121ZM248 183V182H247ZM34 184V183H33ZM54 184V183H53ZM158 184H159V182H158ZM241 184V183H240ZM250 184V183H249ZM109 185V186H108ZM232 185V184H231ZM243 185H245V184H243ZM36 187H35V191L32 193L31 192V195H30V197H29V199H28V201L26 202V204H24V206H26L28 209H29V211L28 212H23L22 214L25 216V217H27L29 220H31L32 222H34V224H37V225H39L40 227H42V230L43 231H46V232H49V233H53L54 232V229L52 230V227H50L49 225H47L46 223L44 224L42 221H41V219H38L36 216L35 217H33V215H31V214H34V213H39L40 215H46L47 213H48V211L51 209V205L54 203L53 201H52V199L51 198H53V200L55 199V196H54V189H56V187L54 188V189H51L50 187L52 186H48L47 188H45V189H43V188H41V189H38L37 188V186L38 185H35ZM169 186V185H168ZM11 187V188H10ZM223 187V186H222ZM1 190V191H2ZM58 190V189H57ZM241 190V189H240ZM117 191V190H116ZM2 193V192H1ZM103 193V192H102ZM104 193V194H105ZM112 193V192H111ZM114 193V192H113ZM121 193V192H120ZM178 193H182V192H178ZM105 194V195H106ZM131 194V193H130ZM168 194V193H167ZM166 194V195H167ZM171 193H169V195H170ZM3 195V196H4ZM118 195V194H117ZM132 196L131 197H133L134 198V201L135 202H138V203H141V202H145V199H148L149 197H147L144 193H137V194H131ZM121 196V195H120ZM172 196H168V198H166L165 197V199H157V198H155L154 197V193H152L151 194V201L153 202V209L150 211V212H143V213H140V214H137L136 216H134V218L136 219L135 221H133V220H130V219H125L124 217H123V214H124V212H120L119 210H114L113 212H111V214H110V216H113L114 217V219L112 218V219H107V223L105 224L106 226H109V225H111L112 226V229H126V227H128L129 225H131V226H134V225H136L137 227H136V229H138L139 230V233H140V237H143V238H145V235H146V230H147V228L149 227V226H151V228L153 227V228H156V229H158L159 228V226L161 227L162 225H164V224H167L166 226H165V228L167 229L165 232H168V233H171V232H175V234H177V235H174L175 237H176V239H173V240H175V241H181V240H184L185 239V237H191V236H195V235H197L198 236V233H196V231H195V229L194 230H192L193 229V227L192 226H194L195 224H197L198 225V221H195L193 218H192V216H189L190 215V208H184V209H182L181 211H180V214H178L179 216H177L175 213H173V212H171V210H169V208L171 207V205H168V203H169V199L171 198ZM201 198V197H200ZM35 200H40L42 203H44L43 205H41V204H39V203H37V204H39L37 207V210H36V212H33V209H31L30 208V206H28V203H30V202H34ZM86 200H85V202H86ZM172 200V199H171ZM49 201H52V202H49ZM179 201V200H178ZM184 201V200H183ZM36 202V201H35ZM77 202H79L78 203V205H77ZM84 202V203H85ZM1 203H4V201H2L1 200ZM137 203V204H138ZM12 205L13 204H11L10 205V207L9 208H11L12 209ZM30 205V204H29ZM45 205H46V208H45ZM53 206H55V205H53ZM42 207V208H41ZM47 207H49V209L47 208ZM139 210H141V208H139V209H137V211H139ZM263 211H264V208L262 209ZM0 212H1V215H3V216H9V215H11L12 214V211L10 212V209H6V211L3 213V211L2 210H0ZM176 212V211H175ZM57 213H55V214H57ZM100 217V216H99ZM183 219H185L184 220V225L182 224V220ZM100 220V219H99ZM0 222H3V220H0ZM6 222V221H5ZM42 222V223H41ZM8 224V223H7ZM154 224H157L158 226H154ZM168 224H169V226H168ZM104 225V226H105ZM225 225H227V222H225L224 224H222V228L220 227V229H219V231H223L224 229H225ZM6 226V225H5ZM9 226V225H8ZM104 226L103 225H100V229L99 230H95V232H94V235L96 236V237H98L99 236V233H100V231L102 232V229L104 228ZM250 226V230H254V229H256V225H249ZM10 227H12V226H10ZM9 227V228H10ZM163 227V226H162ZM7 228V227H6ZM80 228H83V227H80ZM80 228L79 227H77V228H74L73 227V229L72 228H70V227H65V228H63V229H61V230H67V232L68 233H71V234H74V235H76V233H81V232H86V230H80ZM27 228L26 227H24V226H22L21 227V229H20V231H23V230H26ZM19 230V229H18ZM159 230H161V231H164V230H162L161 228H159ZM195 231L194 233H191L190 231ZM58 231H60V228L58 229ZM198 231V230H197ZM209 231L210 230H206V231H204L203 230V232L205 233V236H207V234L209 233ZM171 235V234H170ZM156 236H158L157 234H156ZM185 236V237H184ZM196 236V237H197ZM66 237V236H65ZM133 237H135L134 236V234H129L128 236H127V239H133ZM200 237V236H199ZM32 238H34V241H33V243L37 246V245H39V242H40V239H39V237H36L35 235L34 236H31V235H29V234H27V233H19V234H17L15 237H13L12 238V240H11V243H12V245L14 246V249H13V251H12V253H10L9 254V256L7 257L8 258V260H9V262L11 263V264H28L29 262L31 263V261H30V257L28 256V254H27V251H29L30 250V244H28V242L32 239ZM64 238V237H63ZM110 238H113V239H117V240H120V241H126L127 239H125V238H121V237H117V236H111ZM107 239V238H105L103 241H101V240H99V239H97L96 241H95V243L94 244H96L97 246H98V244H99V248H101L102 250L103 249H105L106 250V252H108V253H110V256H109V259H110V264H138V262H140L142 259H143V256H142V254H140V251H139V249L138 248H136V250H132L131 248H128V247H125V246H122V248L120 247V245H119V247L118 248H121V249H119V250H117L115 247H114V245H113V243H111L110 242V240L111 239ZM159 239V238H158ZM160 239H162L163 241L165 240V238H163V237H160ZM207 239L209 240V238L207 237ZM65 240H67V239H65ZM83 240V239H82ZM82 240H81V242H82ZM162 240H155V241H151V239H150V237H147V238H145V242H144V245H143V247L145 246H148V245H150V243L152 242V243H154V247H155V250H154V253L156 252V250L157 249H159V248H161L162 246H164V244L161 242ZM62 241V240H61ZM64 241V240H63ZM33 244V246H35ZM94 244H92V245H86V247H87V249L86 250H92V247L94 246ZM45 245V244H44ZM10 246V245H9ZM80 246H83V247H85V245L84 244H80ZM97 246H96V249H97ZM198 246H202V244L201 245H198ZM44 247H46V246H44ZM44 247H41L40 249H42V248H44ZM50 247V246H49ZM241 247L242 246H240V245H238V247H237V250L239 251L240 249H241ZM29 248V249H28ZM11 249V248H10ZM193 249H195V248H192L191 249V251L193 250ZM250 249H252V251H253V253L251 254V255H249V256H247V257H245V258H242V262L244 263V264H251V262L254 260V258H253V255H259V254H261V253H263L264 254V246L262 245L261 247L259 246V247H252V248H250ZM121 250V251H120ZM33 251V250H32ZM98 251V250H97ZM203 250L201 249V252H202ZM37 252V251H36ZM94 252V254H93V256H95L96 257V254H101L102 252L100 251L99 253H97V252H95V251H93ZM34 254H35V251L33 252ZM107 253V254H108ZM153 253V254H154ZM36 255V254H35ZM34 256V255H33ZM29 257V258H28ZM171 259H173L171 256H164L162 259H160L159 260V264H170V260ZM247 259V260H246ZM8 262V263H9ZM22 262V263H21ZM105 262H107V261H105ZM5 264H6V262H5ZM103 264H106V263H103Z\"/></svg>",
  "mask_w": 264,
  "mask_h": 264
}]
</instances>
